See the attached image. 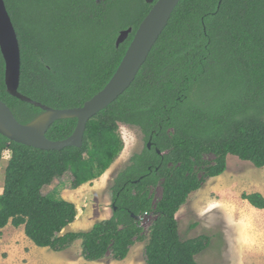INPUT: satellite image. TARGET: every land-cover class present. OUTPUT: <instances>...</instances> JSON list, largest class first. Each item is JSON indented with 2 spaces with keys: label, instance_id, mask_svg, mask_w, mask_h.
<instances>
[{
  "label": "trees",
  "instance_id": "1",
  "mask_svg": "<svg viewBox=\"0 0 264 264\" xmlns=\"http://www.w3.org/2000/svg\"><path fill=\"white\" fill-rule=\"evenodd\" d=\"M4 2L20 47L18 90L58 109L81 106L103 88L152 6L145 0ZM4 69L0 52V99L27 123L41 109L7 92ZM76 121L57 119L45 136L64 139ZM120 123L138 127L144 146L112 181L111 216L87 230L62 232L76 219V206L56 188L43 193V186L69 173L75 189L105 171L124 147ZM6 149L0 229L23 226L34 245L53 251L80 240L88 261L123 260L146 239L145 264H198L195 255L210 237L180 238L176 213L188 195L222 174L229 154L264 168V0H180L130 86L87 121L81 147L42 150L0 133V159ZM157 185L161 195L153 200ZM241 197L264 209L260 192ZM144 214L153 215L147 234L136 218Z\"/></svg>",
  "mask_w": 264,
  "mask_h": 264
},
{
  "label": "rangeland",
  "instance_id": "2",
  "mask_svg": "<svg viewBox=\"0 0 264 264\" xmlns=\"http://www.w3.org/2000/svg\"><path fill=\"white\" fill-rule=\"evenodd\" d=\"M124 143L121 153L113 163L91 182L71 188L70 175L53 180L42 188L47 193L56 188L60 196L75 204L76 219L62 232L89 229L94 222L106 219L112 213L110 186L115 174L130 163L129 159L144 146L143 135L138 127L119 124ZM8 149L0 159V193L4 181ZM212 161V154H205ZM226 170L206 179L202 186L191 192L176 213L178 233L182 240L206 234L209 246L195 255L198 264H264V209L251 206L241 197L242 193L260 192L264 196V168L235 155H227ZM153 200L161 195L160 187L151 188ZM144 234L153 215L137 217ZM144 241L130 246L123 260L110 256L101 261H88L81 256L80 240L67 249L53 251L34 245L23 233L22 226L8 223L0 229V264H145Z\"/></svg>",
  "mask_w": 264,
  "mask_h": 264
},
{
  "label": "water",
  "instance_id": "3",
  "mask_svg": "<svg viewBox=\"0 0 264 264\" xmlns=\"http://www.w3.org/2000/svg\"><path fill=\"white\" fill-rule=\"evenodd\" d=\"M145 2L152 3V6L139 23L116 70L103 88L81 106L58 109L33 100L18 90L21 64L19 41L5 2L0 0V52L4 60L6 90L11 96L41 109L29 122L21 123L15 118L9 106L0 99V118L9 134L1 130L0 133L14 142L42 150H61L67 146L81 147L87 121L106 108L130 86L180 0H145ZM131 30V27H128L118 33L116 47L128 37ZM46 111H53L62 116L53 118L44 132L38 133L29 125ZM62 118L77 119L73 132L61 140L48 139L45 136L48 127L55 120ZM157 152L159 153L160 150L157 149Z\"/></svg>",
  "mask_w": 264,
  "mask_h": 264
},
{
  "label": "bare ground",
  "instance_id": "4",
  "mask_svg": "<svg viewBox=\"0 0 264 264\" xmlns=\"http://www.w3.org/2000/svg\"><path fill=\"white\" fill-rule=\"evenodd\" d=\"M57 116H62L53 111H46L35 118V120L29 125L30 128L35 130L38 133H43L47 125ZM0 130L6 134H9L8 129L2 123L0 118Z\"/></svg>",
  "mask_w": 264,
  "mask_h": 264
},
{
  "label": "flooded vegetation",
  "instance_id": "5",
  "mask_svg": "<svg viewBox=\"0 0 264 264\" xmlns=\"http://www.w3.org/2000/svg\"><path fill=\"white\" fill-rule=\"evenodd\" d=\"M148 143L150 144L149 146H148ZM146 145H147V148L150 149V148L152 147V142H151V141H148V142L146 143ZM141 150H142V149H141ZM141 150H140V151H141ZM158 150H159V149H158ZM140 151H139V152H140ZM155 151L157 152V149H155ZM157 153H158V152H157ZM160 153H161V152H159L158 154H160ZM130 157H131V156H130ZM155 169H157V167H156ZM118 172H119V171H118ZM118 172H117V173H118ZM117 173L115 174V176L117 175ZM115 176H114V177H115ZM114 177H113V179H114ZM112 181H113V180H112ZM111 185H112V184H111ZM156 187H159V186L157 185V186H155V187H152V189H154V188H156ZM152 194H153V193H152ZM111 195H112V193H111ZM112 206H113V205H112Z\"/></svg>",
  "mask_w": 264,
  "mask_h": 264
},
{
  "label": "crops",
  "instance_id": "6",
  "mask_svg": "<svg viewBox=\"0 0 264 264\" xmlns=\"http://www.w3.org/2000/svg\"><path fill=\"white\" fill-rule=\"evenodd\" d=\"M22 228H23V226H22ZM66 229V228H65Z\"/></svg>",
  "mask_w": 264,
  "mask_h": 264
}]
</instances>
